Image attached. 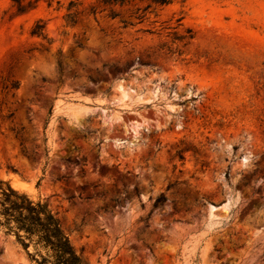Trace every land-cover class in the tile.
<instances>
[{"label": "rangeland", "instance_id": "obj_1", "mask_svg": "<svg viewBox=\"0 0 264 264\" xmlns=\"http://www.w3.org/2000/svg\"><path fill=\"white\" fill-rule=\"evenodd\" d=\"M55 1L0 0V180L87 264H264V0Z\"/></svg>", "mask_w": 264, "mask_h": 264}, {"label": "trees", "instance_id": "obj_2", "mask_svg": "<svg viewBox=\"0 0 264 264\" xmlns=\"http://www.w3.org/2000/svg\"><path fill=\"white\" fill-rule=\"evenodd\" d=\"M53 1L47 0L48 5L50 6ZM135 1H149L160 6L172 2V0H95V6H91L89 12L93 14L96 7H102L103 11H108L110 17H115L117 14L114 7ZM55 3L60 7V1L57 0ZM79 5V0L68 1L65 14L68 25L76 23ZM18 11L23 12L24 8L19 7ZM31 34L45 37L44 25L36 23ZM16 87L17 84L12 85V88ZM164 202L165 197L160 196L155 202V207ZM0 231L6 236L13 237L33 264H87L72 246L57 214L44 200H35L2 180H0Z\"/></svg>", "mask_w": 264, "mask_h": 264}]
</instances>
